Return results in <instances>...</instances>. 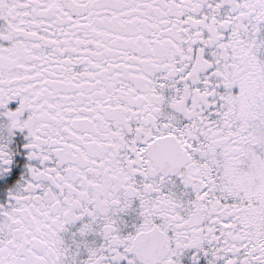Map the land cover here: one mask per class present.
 I'll use <instances>...</instances> for the list:
<instances>
[{"label": "snow or ice", "instance_id": "snow-or-ice-1", "mask_svg": "<svg viewBox=\"0 0 264 264\" xmlns=\"http://www.w3.org/2000/svg\"><path fill=\"white\" fill-rule=\"evenodd\" d=\"M0 264H264V0H0Z\"/></svg>", "mask_w": 264, "mask_h": 264}]
</instances>
